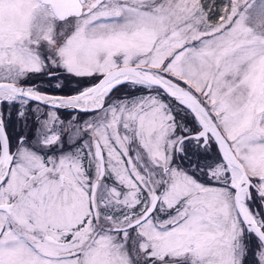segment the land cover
I'll return each mask as SVG.
<instances>
[{
    "label": "snow or ice",
    "instance_id": "1",
    "mask_svg": "<svg viewBox=\"0 0 264 264\" xmlns=\"http://www.w3.org/2000/svg\"><path fill=\"white\" fill-rule=\"evenodd\" d=\"M0 264H264V0H0Z\"/></svg>",
    "mask_w": 264,
    "mask_h": 264
}]
</instances>
